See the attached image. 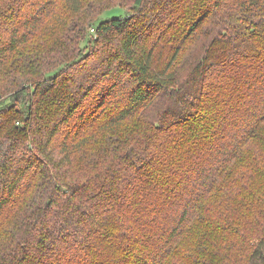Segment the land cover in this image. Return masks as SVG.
<instances>
[{"label": "trees", "instance_id": "trees-1", "mask_svg": "<svg viewBox=\"0 0 264 264\" xmlns=\"http://www.w3.org/2000/svg\"><path fill=\"white\" fill-rule=\"evenodd\" d=\"M116 1L0 0V264H264V0Z\"/></svg>", "mask_w": 264, "mask_h": 264}, {"label": "rangeland", "instance_id": "rangeland-1", "mask_svg": "<svg viewBox=\"0 0 264 264\" xmlns=\"http://www.w3.org/2000/svg\"><path fill=\"white\" fill-rule=\"evenodd\" d=\"M134 0H125V1H119L118 0L115 2V7L106 9L103 13L100 14L99 16V22L112 18L114 16H120V15H126L128 12L132 10V4ZM8 101L6 98H2L0 101V109L3 107V105Z\"/></svg>", "mask_w": 264, "mask_h": 264}]
</instances>
